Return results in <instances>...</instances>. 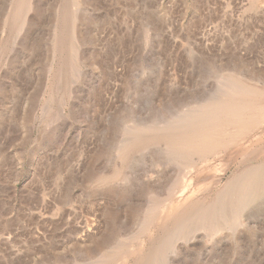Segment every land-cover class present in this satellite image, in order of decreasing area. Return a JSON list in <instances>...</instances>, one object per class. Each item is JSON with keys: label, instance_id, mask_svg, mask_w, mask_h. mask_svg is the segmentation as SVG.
<instances>
[{"label": "rangeland", "instance_id": "374dc122", "mask_svg": "<svg viewBox=\"0 0 264 264\" xmlns=\"http://www.w3.org/2000/svg\"><path fill=\"white\" fill-rule=\"evenodd\" d=\"M252 85L264 0H0V264H264V110L165 139Z\"/></svg>", "mask_w": 264, "mask_h": 264}, {"label": "bare ground", "instance_id": "6f19581e", "mask_svg": "<svg viewBox=\"0 0 264 264\" xmlns=\"http://www.w3.org/2000/svg\"><path fill=\"white\" fill-rule=\"evenodd\" d=\"M256 88L253 85L250 86L249 89H242L244 91H241L239 88L238 90L241 91L240 93L238 90V92H236L235 89H233L236 93H234V91L232 93L235 95L227 97L217 103L215 102V104L212 103L214 105L213 107L211 105V110L208 108L207 111L210 110L209 112L202 116L194 115L195 118H193L191 122L175 127V129L165 135V139L174 145L179 144L186 146L188 144L190 149H200L207 154L214 151L219 147L218 143L221 144V142H217V134L214 135V133H212L216 131V128H227L232 125L242 126L246 121H249V119H244V115L248 114V118L252 120V118H254L253 116H255L254 113H256V110H264V89L261 92H257ZM238 93L241 95H247L248 98H245L244 96L241 97ZM262 113L264 114V112ZM204 158H206V156H204ZM186 190L187 187H183L181 194L184 195ZM176 208V205L173 206L174 210Z\"/></svg>", "mask_w": 264, "mask_h": 264}]
</instances>
